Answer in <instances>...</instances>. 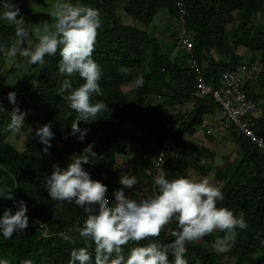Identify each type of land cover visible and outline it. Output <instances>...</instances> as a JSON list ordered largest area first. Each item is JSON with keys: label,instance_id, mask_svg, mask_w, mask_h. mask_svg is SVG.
<instances>
[{"label": "trees", "instance_id": "16d2710c", "mask_svg": "<svg viewBox=\"0 0 264 264\" xmlns=\"http://www.w3.org/2000/svg\"><path fill=\"white\" fill-rule=\"evenodd\" d=\"M67 1L74 5L78 3L92 7L100 12L102 23L97 30L98 36L92 58L102 69L100 87L103 95L93 94L92 103L103 101L110 110L100 113L95 120L91 119L93 124H79L81 129H88L83 142L69 135L72 122L78 114L69 107V101L57 95L61 81L65 78L58 74L59 50L55 56L45 57L46 64L39 68V76L35 81H31V84L27 83L23 90L14 91L11 86H6L2 76L5 73H0V102L8 106L10 104L8 93L15 92L18 104L33 103L49 106L54 114L50 121L52 131L57 141L63 144V149H60L55 141H51L50 155L44 154L42 151L44 146L34 136L35 139L31 138L26 151L15 152L13 155L9 153V149L1 147V139L0 168L3 170L0 171V178L9 181L8 188L14 194L17 193L15 182L19 181L36 191L41 201H49L51 198L48 195L45 178L51 175L53 165L66 168L68 163H71L70 157L73 154H80L88 144H93V151L97 156L90 157L89 164L83 165L91 178L105 184L108 188V198L114 201V191L123 187L119 183L121 175L124 173L134 175L138 178L135 190L127 188L124 190L130 199L140 201L143 196L140 197L138 192L149 184L148 181H153V176L148 178L146 175V170L154 168L152 160L147 157L148 151L153 153L154 158L157 148L163 144V139L172 136L176 140V145L166 148L167 179L190 178L188 173L191 170L194 174L197 173V176L204 178L213 175L224 195V200L218 201L217 207H227L235 215H243L248 224L246 230H237L236 241L230 250L221 255L212 247L217 236L224 235L221 232L205 236L206 247L198 242L186 245L185 259L188 260V264H223L226 258L234 264H264V151L258 149L241 134L230 131L227 134L228 141L238 148L239 155L233 163L227 162L223 166L224 169L215 171L212 168L213 164L209 162L212 159L211 152L184 137L185 134L193 133L202 126L205 115L219 114L213 99L208 97L198 101V106L189 121H185L183 117H168L163 108H157L153 104V97L155 100L157 96L162 98L163 105H176L179 101L190 99L196 81V73L189 62L190 54L173 43L169 51L176 53L177 56L171 58L163 50L160 40L154 36L155 32L148 30L149 26L143 29L139 26L121 24L111 8L113 2L119 0ZM177 1L128 0L124 9L134 21H138L147 17L152 19L164 8L168 9L171 16L178 21ZM4 2L5 0H0V14ZM11 2L19 4V0H11ZM183 2L187 10L186 29L191 35L195 56L198 57L201 65H203L202 59L209 62L204 70L209 82L216 80L217 68L220 65L230 66L232 63L237 66L243 63L244 57L238 50L240 46L247 48L246 50L251 51L252 54L264 55V21L254 24L257 16L264 15V0H183ZM237 11L241 17L239 25L233 20ZM234 21L235 31L228 30L227 22ZM5 34L9 36L5 37ZM14 36L15 26L3 23L0 19V45H3V39L6 43ZM2 58L4 57L0 59L1 64L4 63ZM254 61L255 59L252 58L244 62L250 67ZM121 66L128 68L127 74L120 72ZM5 72L13 74L15 69ZM138 76H143L144 85L135 88V98L128 97V93L122 90L123 84L134 82ZM83 82L78 75L72 77L74 88L79 87ZM247 90L250 97L260 104L264 95V63L256 81L248 83ZM260 107L263 115L257 121L258 132L264 136V105L260 104ZM130 122L136 127L135 137H131L128 129H124ZM99 132L102 133L101 137L98 136ZM203 132L205 136H213L211 128ZM125 140L135 142L142 149L132 155L134 161L132 171H125L119 165L123 155L128 153ZM212 170L215 174H211ZM246 171L250 173L248 179L243 182ZM24 184V193L20 200H23L28 207L26 215L29 218V227L26 233H14L10 239L0 235V251L6 252V255L0 259H10V264H22L24 260H31L32 264H68L73 249L88 247L89 252H93L94 264V243L81 238L74 230L83 226L84 218L78 226L74 225L82 209L70 204L58 228L53 231L52 237L40 240V235L35 234V231H39V226L29 214L37 215V218L47 224L48 218L43 211L38 212V209L33 207L35 203L32 199V191L27 193ZM51 206L48 203L46 208ZM7 209H11L14 214L17 206L12 208L1 205L0 217ZM166 227L154 241H140L139 245L143 246L148 242L170 244L175 239L171 232L176 230V222L173 221ZM61 232H67L74 238L75 243L63 240L59 235ZM134 246L137 245L132 242L126 245L125 255ZM169 261L170 264L174 262L171 251H169Z\"/></svg>", "mask_w": 264, "mask_h": 264}, {"label": "clouds", "instance_id": "9594fccd", "mask_svg": "<svg viewBox=\"0 0 264 264\" xmlns=\"http://www.w3.org/2000/svg\"><path fill=\"white\" fill-rule=\"evenodd\" d=\"M179 2H181L185 11L183 15L184 22L181 19L182 13L178 5ZM2 7L4 10L0 14V19L15 26L14 37H16L15 42L13 37L6 42L8 47L0 45V55L4 54L5 57L4 63L10 60L14 61L16 56L19 55L26 57L32 65L43 66L46 64L45 57L55 56L59 50L58 74L65 78L61 81L57 95L69 101V107L78 114L72 122L69 135L83 142L88 129H81L79 127L80 122L89 119L95 120L100 113L110 110L103 101L92 103L93 94L103 95L100 87L102 69L92 58L98 36L97 30L102 23L99 10L84 5H74L67 2V0H56L50 11V16L53 18L54 23L51 25L45 23L42 29L35 28L34 32L38 43L33 47L31 41H28L25 47L29 31L26 27L25 18L20 15L21 9L11 0H5ZM176 7L179 15L177 21L179 31L174 43L185 50L184 40H188L193 44L191 35L186 29L187 10L183 0H178ZM233 20L241 21L238 11L235 13ZM235 21L227 22L226 28L228 29V25H231L234 29V25L236 26ZM192 47L193 56L199 62L198 57L195 56L194 45ZM240 55L244 57L243 54ZM260 55L264 63V55L262 53L252 54L251 59L253 58L254 60ZM202 61L203 65L200 62L199 65L204 72L209 62L208 60L205 61V59H202ZM242 61L243 63L237 66L231 63L230 66L223 64L219 67H223L224 70H236L240 65L247 66L244 60ZM189 62L191 63L190 59ZM4 63L1 64L0 62V68ZM6 63L4 66H6ZM219 67L217 68V77L221 73ZM128 71V68L121 66V73L127 74ZM259 74L260 70L250 82H255ZM76 75L84 82L79 87L74 88L72 77ZM134 84L137 88L143 87V76H138ZM247 85L245 90L250 97ZM35 86L36 84H34ZM250 99L252 98L250 97ZM8 100L10 102L8 106L13 105L12 110L10 112L6 111L2 103H0V112H5L10 117L7 130L19 133L25 125L28 113L27 111H21L18 105L22 104L17 103L15 92L8 93ZM189 100L179 101L176 105H170L180 108L181 113L176 117H183L185 121L191 120L192 113L198 103L195 109L190 112L187 110ZM252 101L254 100L252 99ZM254 102L258 107L255 132L264 139V136L258 132L257 123L263 115V111L260 108V104L256 101ZM153 104L157 108H163L164 111V107L167 106L166 104L163 105V100L160 96H157L155 100L153 97ZM217 107L220 110L218 105ZM259 110H261V115ZM217 113L221 114L220 111H217ZM204 120L203 117L202 125H204ZM223 121L224 118L221 115L220 128L222 133L228 134L230 131L239 133L260 149L235 128L224 130ZM2 124L0 120V133L3 130ZM208 126V124L204 125V128ZM35 136L38 138V142L44 146L42 149L43 153L50 155L51 140L54 138L51 122L38 127L35 130ZM95 156L97 154L93 151V144H88L82 153L73 154L70 157L71 163H68L66 168L53 165L51 175L45 178L48 195L52 201L58 202L57 206H59V202H68L83 210L86 217L83 226L74 230L81 238L94 243V264H170L169 251L174 257L173 264H188V260L185 259L186 245L195 244L205 236L221 232L224 235L222 237L217 236L212 247L215 251L223 253L230 250L236 241L237 230L242 231L248 228L243 215L237 216L227 207H217V202L223 201L224 195L220 187L212 185L207 177L198 181L186 177L169 180L167 179V174L165 176L160 173L154 178L156 192L151 196L141 197V200L137 201L130 199L124 190L125 188L132 189L137 184V178L129 173H124L119 180L123 187L114 191V201H111L107 196V186L98 180H93L90 173L83 167V165L89 164L90 157ZM15 183L16 194L11 190L6 192L0 190V197L6 200H13L17 205V210L14 214L11 209H7L3 212V216L0 217V235L5 239H10L14 233L24 231L29 227V218L26 215L28 207L23 200H20L24 190H22L23 192L20 195L19 184L17 181ZM12 193L18 201L14 200ZM29 215L39 226V231L37 232L40 235V240L52 237L53 230H50V226L45 221L35 217L36 215ZM173 221L176 222L177 228L171 232L175 239L170 244L162 245L157 242H148L143 246L139 245L140 241H154L155 238L161 235L165 227L172 224ZM41 223L48 228V237H44V232L40 228ZM59 235L63 240L75 243L74 238L69 236L67 232H61ZM130 242L135 243L137 246L132 247L128 254L125 255V246ZM70 257L68 264H93V252H89L88 247L73 249ZM0 264H10V262L7 259H0ZM22 264H32V261L24 260Z\"/></svg>", "mask_w": 264, "mask_h": 264}, {"label": "rangeland", "instance_id": "374dc122", "mask_svg": "<svg viewBox=\"0 0 264 264\" xmlns=\"http://www.w3.org/2000/svg\"><path fill=\"white\" fill-rule=\"evenodd\" d=\"M127 1L128 0L114 1L113 5L111 6V8L115 11L117 18L119 19L121 24L128 25V26H139L143 29L149 26L148 30L150 32L152 31L155 32L154 36L160 40L163 50L167 54H169L171 58H175L177 56L176 53H172V51H169V50L171 49V45L177 39V32L179 31L177 19L171 16L168 9L163 8L159 10L152 19L150 17H147V18L139 19L138 21H134L133 17L130 16L127 12H125L124 6L127 3ZM54 3H56V0H19L18 6L21 9L20 15H22L25 18L26 27L28 28V31H29V37H28V40L25 41V45H24L25 47L27 46L28 41H31L33 47L35 46L36 43H38V40L34 32L35 28L42 29L45 23L49 25L54 23L53 18L50 16V11ZM1 20L3 21V23L10 24L9 22L3 19ZM262 21H264V15H259L256 17L254 24L257 25L259 22H262ZM239 24L240 22L237 21V25ZM228 30L235 31V28L233 29V26L228 25ZM8 36H9L8 34H5V37H8ZM15 39L16 37H14V42H15ZM5 41L3 39V45L5 47H8L7 43H4ZM238 50L240 54L244 55V58H245L244 61H249L251 59L252 57L251 51L246 50L245 48L241 46H240V49ZM2 56L4 57V54L0 55V59ZM10 61H8L7 63L5 62L6 66H4L5 63L2 65V67L0 68V73L6 74V75L5 74L2 75L6 83L5 85L11 86L14 89V91H20V90L25 89V85L27 83L31 84V81H35V79L39 76L38 71L41 65H38L37 67L35 65H32L31 63H29V60L26 57H21L17 55L14 61L13 60H10ZM9 69L11 70L15 69V72L13 74H7L8 72H5V71ZM258 80L260 79L258 78ZM260 83H261V80H260ZM135 88L136 86L134 82H131V83L123 84L122 90L128 93V97L135 98ZM260 104L261 106L264 105V95L262 97ZM2 105L6 111L10 112L12 110V107H13L12 104L9 106H6L2 103ZM18 106L20 107L21 111H27L28 113L25 119V125L20 130L19 133H14V132L7 130V125L10 122V117L7 113L0 112V120H2V123H3L1 125L3 127L2 128L3 130L0 134V140L2 139L1 147L4 149H9L10 150L9 153L13 155L15 154V152H19V153L24 152L28 148L30 137L31 138L33 137L35 139L34 137L35 130L38 127L43 126L44 124L49 123L51 121V117H54V114L50 111L49 106H45V105L39 106L33 103L28 104V105L22 104ZM217 110L220 111L219 109ZM261 110H259L260 115L262 114L260 113ZM210 121H212V119H210ZM80 124L89 125L93 123H92V120L89 119L87 121H81ZM128 125L130 127H128ZM135 128H136L135 125L130 122L126 124L124 129H128L127 131L131 134V137H135V133H134V130H136ZM199 128L200 127H198L197 129ZM98 136L101 137L102 133L99 132ZM221 136H223V134ZM216 140H217L216 141L217 143H214V145H211L210 147L211 149H214V151L217 152V157H216L215 163L213 164V169L215 171H219V170L224 169L223 166H225L227 162L233 163L237 159L239 155V151L234 145L230 143H225L224 141L223 142L221 141V143H219V140H221L219 136H216ZM51 141H55L57 147H59L60 149H63L62 142L57 141L56 136H54V138ZM124 143L127 145L128 153L127 155H123V160L122 162H119V165L123 169H125V171H132L133 165H134V161L132 160V155L137 150L141 151L142 149H140V145H136L135 142H129L128 140H125ZM218 143L219 145L221 144V146H218ZM147 157H149L150 160H153V153H151V151L150 152L148 151ZM263 164H264V161H263ZM214 170H212L211 174H215ZM0 171H2L1 168H0ZM249 173H250L249 171H246V178L242 180L243 182L248 179ZM188 174H190V178L193 180L198 181L204 178L201 176H197V173L194 174L193 170L189 171ZM207 178L209 179V182L212 185L218 186L219 182L215 181V177L213 175ZM17 182L19 184V191L21 195L23 192L22 190H23L24 183L22 184L19 181ZM137 182H138V178H137ZM8 185H9V181L7 179L0 178V190H3L5 192L10 190L8 188ZM135 186H133L132 189H135L134 188ZM25 188H26L27 193L30 190L32 191V199L34 200V203H35L33 207L38 209V212L43 211L47 215V218H48L47 222H48V225L50 226V229L53 231L56 230L62 218L67 213V210L70 207V203L59 202V206H57L58 202L52 201L51 199L49 201L43 202L41 201L40 196L36 195V191L31 189V187L25 186ZM13 197L15 201H18L15 198L14 194H13ZM46 203L47 204L50 203L52 206L46 208L47 206ZM1 205H7L12 208H15L17 206L13 202V200H6L0 197V206ZM36 217L38 216L36 215ZM22 232L26 233L27 231L26 230L20 231V233ZM35 234H38V232L35 231ZM198 243L204 247L207 246V241L204 238L198 241ZM218 253L221 255L220 252ZM4 255H6V252L0 251V257H4ZM7 260H9V262L11 263L10 259H7ZM223 264H234V263L230 259L226 258Z\"/></svg>", "mask_w": 264, "mask_h": 264}, {"label": "built area", "instance_id": "2783aa9c", "mask_svg": "<svg viewBox=\"0 0 264 264\" xmlns=\"http://www.w3.org/2000/svg\"><path fill=\"white\" fill-rule=\"evenodd\" d=\"M181 8V19L184 22V9L181 2L178 3ZM184 48L190 54V61L196 73L195 87L191 94V98L187 105V110L192 112L198 101L205 98H212L219 106L220 112L224 121L222 123L223 129L228 130L235 128L243 135L248 137L260 149L264 150V139L258 136L255 132V121L258 119V107L252 99L248 96L245 86L258 74L263 63L262 56H258L250 67L240 65L236 70H224L219 67L220 75L213 82H209L204 76L203 69L199 62L193 56V47L188 40H184ZM223 70V71H222ZM168 117H176L180 115L181 110L178 106L167 105L164 107ZM179 126V125H178ZM176 140L169 136L163 139V145L160 146L152 160L154 168L146 170L147 177L153 176V181H148L149 184L143 186L138 194L143 197H148L156 192L154 187V178L156 175L163 173L166 176V148L174 147ZM153 182V183H152ZM85 215H79L74 225L78 226ZM40 228L44 232V237L49 236L48 228L41 223Z\"/></svg>", "mask_w": 264, "mask_h": 264}, {"label": "crops", "instance_id": "0c3cea01", "mask_svg": "<svg viewBox=\"0 0 264 264\" xmlns=\"http://www.w3.org/2000/svg\"><path fill=\"white\" fill-rule=\"evenodd\" d=\"M185 107V106H184ZM210 117V118H209ZM220 114H216V116L214 115H210L204 116V125H209L207 128H204V125H202L199 129H196V131H194L193 133H187L185 134V139H189L191 142H193L194 144L201 146L202 148L208 150L209 152H211V157L212 159L209 160V162H211V164L215 163L216 157H217V152L214 151V149H211V145H214V143H217L216 141V136H219V138H221V140H219V143H221V141L228 143V139L229 136L227 135V133H222V130L220 128V122H221V118L219 119ZM210 119H212V121H210ZM213 131V136H205L203 130L205 129H210ZM192 133V134H191ZM223 134V136H221ZM228 141V142H227ZM218 146H221V144ZM237 148V147H236ZM238 149V148H237ZM239 151V150H238ZM213 166V165H212ZM213 168V167H212Z\"/></svg>", "mask_w": 264, "mask_h": 264}]
</instances>
